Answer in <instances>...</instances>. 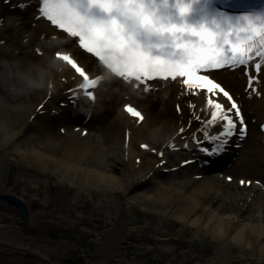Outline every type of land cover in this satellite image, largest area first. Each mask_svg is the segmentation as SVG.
Masks as SVG:
<instances>
[{
  "label": "bare ground",
  "instance_id": "6f19581e",
  "mask_svg": "<svg viewBox=\"0 0 264 264\" xmlns=\"http://www.w3.org/2000/svg\"><path fill=\"white\" fill-rule=\"evenodd\" d=\"M71 51L73 52L72 48ZM66 74H71V72L67 70L61 78L66 77ZM221 79L235 93L241 92H239L237 77L231 76L230 73H225L221 75ZM261 79L263 97L260 102L255 101V105H252L254 111L252 114L262 117L264 116V68ZM60 86L61 83H58V90L50 93L51 95L47 99H45L47 92L34 93L24 98V103L28 105L25 111L15 110L13 105L19 101L7 97L5 93V96L1 94L0 157L10 155L11 146L22 136L24 139L17 145L20 149L17 151L21 155L33 158L39 164L44 165L45 168H52V171H63V177L67 178L69 176L70 183L76 184L78 189H85L91 184L103 193L101 195L103 199L99 198V200L93 201L92 207L94 209L108 207V211L105 213L97 210L98 217L95 224L86 221L81 215L70 214V222L73 226L76 222H79L86 227L82 232L84 240H81L80 243L84 242L87 243L86 245L95 246L96 251L86 254L85 259L90 257L95 264H141V258L145 256L149 264H164L166 260H169L171 264H235V262L236 264H264V192L261 191L260 187L251 185L249 189H241L237 185H228L224 178L219 180L218 173L210 174L206 172L205 176L199 181L190 180L188 177L191 174L186 170L188 166L170 173L167 177H162L157 172L159 168H156V164L161 160L134 148L133 140L140 139H144L145 142L151 145L161 146L162 143L152 144L150 142V134L167 136L168 133L174 130V126L178 124L177 120H182L181 117L184 116L187 117V110L183 105H181V117L170 113L168 104L174 100L175 93L173 96L171 94L168 95L169 99L165 101L164 106L158 96H156L155 102H148L147 99L140 101L147 114H150V117L148 116V119L144 120L139 127L131 124L121 111L116 113L114 118L111 119L108 113L103 110L101 112L103 120L101 127H94L91 124V120L88 125L90 126L91 124L93 135L91 136L89 132L87 136L82 138L81 135L74 133L72 128L73 126H79L81 121L80 112L84 111L85 107L79 103L80 109L78 112L70 106L60 109L58 99L64 97V95H61L62 89H60ZM102 96L105 97L103 91L98 93L95 108L101 104ZM41 103H43V106L40 110L46 111L44 114L39 115L35 108ZM153 104L154 106L151 107ZM105 105L107 106V103ZM249 107L247 106L248 110H250ZM52 109L56 114H51ZM151 109H154L156 113L154 114V111L151 113ZM95 111L96 109H94ZM31 116L34 117L31 118ZM72 123L75 124L70 126L69 124ZM63 124L68 126L65 136L55 134L53 131L55 126ZM38 126L47 127V139L43 138L42 130L32 133L34 136H25L30 134L31 130L38 128ZM124 127L132 130L130 145L126 149L128 151V159L126 161L123 156ZM250 130L249 137L251 138H248L246 142L248 146L252 143L256 145L258 139L254 135L255 128L252 127ZM257 149V156L253 158L250 153L252 149H249V152L244 153V158L245 161L252 160L251 168L253 167V169L251 176H259L264 181V167L259 171H254V167L264 164L262 163L264 162V154H261L260 147ZM180 155H182L181 152L166 153L164 158L172 162ZM136 156H141V162L138 166L134 163ZM180 160L186 159L179 158L174 165H177ZM244 163L247 162H238L237 160V164L231 169L232 173L244 175L241 173L243 167H240V164L243 165ZM161 167L170 168L168 165ZM206 170L214 172L215 167ZM247 178L250 179V177ZM180 180H184V183H181ZM256 180L258 179L256 178ZM154 181L156 184H154ZM143 186H148L143 191L145 193L131 194L134 189L142 188ZM4 188V186L0 187L2 194L15 195L30 209V205L22 196L12 191L4 190ZM141 197H143L142 200ZM136 201H141L146 206L143 208L142 214H138L142 217L135 215V217L130 218L129 211L133 206V202L136 203ZM17 206L21 207L18 204L7 208L3 204L0 208L2 210L0 213V241L6 238L9 244L13 242V235H10L9 229L11 230L14 224L19 223L17 221L19 217V208ZM154 207L158 210H155ZM9 210L12 211L9 212ZM94 211L92 212L94 213ZM153 211L157 212V214H163L165 218L176 221L182 228H191V233L195 237L209 236L217 245L211 260L208 261L206 259L207 251L194 256L189 251L171 248L167 244L172 243L171 241L173 240L171 231L169 229L163 230L161 227L154 228L155 238H146V241H152L157 244L147 251H142L141 247L136 243L124 245L123 240L125 239L136 242L137 239L142 238L137 237V224H142L141 221L143 219L145 220L152 216ZM102 216H105V218H102ZM8 219L13 221L11 222ZM24 223L28 228H23L20 224L17 225V230L18 232L20 231L18 235L20 241L17 240L20 245L27 243L35 246L33 253L40 261H43V255H47L44 244H54L51 238H65L66 240L70 238L69 232L62 226L64 222L57 221V218H54L53 221H47L45 217L39 220L37 214L33 215L32 211H30L29 214L27 213ZM47 224L52 227L53 232L47 230ZM46 231L49 234L48 238H50L47 242L44 237ZM76 232L81 235L77 230ZM98 241H103L101 248L98 245ZM174 241H178L179 243L177 244L179 246L184 244L179 237L175 238ZM256 246H258V253L252 251L248 257L245 256L243 253L244 249L250 251L251 248L253 250ZM234 247H239L242 252L230 258L220 254L227 248L233 249ZM138 249L142 252H138ZM150 253H156L157 256L150 257ZM191 259L192 261H190ZM230 259L233 260L230 261ZM79 261L74 259L71 264L79 263ZM82 264L94 263L86 260Z\"/></svg>",
  "mask_w": 264,
  "mask_h": 264
},
{
  "label": "snow or ice",
  "instance_id": "6c2138e0",
  "mask_svg": "<svg viewBox=\"0 0 264 264\" xmlns=\"http://www.w3.org/2000/svg\"><path fill=\"white\" fill-rule=\"evenodd\" d=\"M39 3V14L51 25L66 34L67 38H77L78 47L97 62L101 54L121 61L123 78L134 81L137 88L143 86L144 92L151 90L150 81L175 82L180 78L185 94L205 93L206 108L210 111L203 119L200 115L193 116L200 127L192 134V142L206 157L223 154L233 137L243 139L246 136V121L236 99L220 83L201 73L246 67L257 58L259 62L254 64V68L259 73L264 65V19L258 18V22L245 16L244 25L223 30L206 25L194 27L187 23L167 22L154 10L155 0H86L88 10L98 8L108 15V19L101 20L81 11L85 7L81 0H39ZM176 7L181 16L191 10V5L184 0H176ZM142 33L166 39L174 52L171 55H154L138 43ZM155 47L162 50L165 44ZM57 56L66 61L81 79L87 76L86 69L71 54L64 55L58 51ZM254 80V76H248V88L252 92H256L252 88ZM81 88L89 90L87 81L77 85L78 90ZM221 95L227 103L221 102ZM125 111L139 121L144 119L142 113L132 105H126ZM188 124L191 127V119ZM184 131L180 129L181 133ZM197 133L202 134L203 138L198 139ZM141 147L149 148L148 145ZM184 147L188 148V144L185 143ZM240 183L244 185L250 182L241 180Z\"/></svg>",
  "mask_w": 264,
  "mask_h": 264
},
{
  "label": "rangeland",
  "instance_id": "374dc122",
  "mask_svg": "<svg viewBox=\"0 0 264 264\" xmlns=\"http://www.w3.org/2000/svg\"><path fill=\"white\" fill-rule=\"evenodd\" d=\"M38 129L39 128H36L34 130L37 131ZM25 136L34 135H32L31 132ZM22 139L23 138L21 136L13 143L11 146L12 149L9 150L11 151L10 155H3L0 157V187L4 186V190H9L19 196H22L30 205L32 214H37L39 220L45 217V220L47 221H53L54 218H57V221H61V223L64 222V225L62 226L69 232L70 238L67 240L65 238H51L54 244H44L47 255L43 256L46 260L40 261L33 253L35 246L27 243L20 245L18 237L20 231L18 232L17 225L20 224L23 228H28V226L22 221L19 215L17 218L19 223L16 225L14 224L11 230L9 229L10 235H13V242L9 244L6 238H3L0 241V264H71L74 259L80 260L79 263L77 262L74 264H82V262L86 260L95 264L90 257L89 259H85L86 254L96 251L95 246L89 244L86 245L87 243L84 242L80 243L81 240H84L82 232L86 227L79 222H76L77 225L75 224L73 226L70 222V214L74 213L81 215L86 221L95 224L98 217V211L96 210H100L105 213L108 211V207H99L95 209L92 207L93 201L99 200V198L103 199L101 196L103 193L91 184L85 187V189H78L76 184L70 183L71 181H69V176H67V178L63 177V171H52V168H45L44 165L39 164L33 158L27 155H21V153L17 151L20 150L17 145ZM146 188V186H143L140 192H142L143 189L146 190ZM133 191L134 192H131V194L136 193V190ZM4 195L5 194L0 192V208L3 204H5L7 208L14 206V204L4 198ZM145 206L146 205H143V203L141 205V202L137 201L133 205V208L129 211V217L132 218L135 217V215L142 217L138 214H142ZM93 210H95L94 213L92 212ZM10 211L12 210H9V212ZM1 212L2 210H0V213ZM6 214L9 215L8 212H6ZM105 216H102V218H105ZM8 220L11 222L13 221L12 219ZM141 222L142 224H137L138 230L136 231V234L137 237L142 238L137 239L136 242H133L130 239H125L123 240L124 245L128 243H136L139 247H141L142 251H147L149 248L155 247L157 244L152 241H146V238H155L156 234L153 231L154 228L161 227L163 230L169 229L171 231V237L173 240L171 241L172 243H167L171 248L189 251V253L194 256L203 254L207 251L206 259L208 261L214 256V249L217 245L209 236L204 235L201 237H195L193 233H191L190 228H182L179 223L172 219L165 218L163 214H157V212H155L148 219H143ZM47 228L49 231L53 230L48 224ZM76 230L81 235H78ZM27 231L29 232L28 229ZM44 237L46 242L50 240V238H48L49 234L47 231L44 233ZM177 237H179L181 242H184L183 246H179V244H177L179 242L174 241ZM102 243L103 241H98L100 248L103 246ZM141 250L138 249L137 251L141 253ZM252 251L258 253V246H256L253 250L251 248L250 251H248V249H244L243 253L248 257ZM241 252L242 251L239 247H234L233 249L227 248L225 251L220 252V254L230 258L231 256L234 257V255L237 256ZM149 255L150 257L157 256L156 253H150ZM145 257L141 258V264H149ZM192 259L190 261H192ZM232 260L233 259H230V261ZM164 264L171 263L169 260H166Z\"/></svg>",
  "mask_w": 264,
  "mask_h": 264
},
{
  "label": "clouds",
  "instance_id": "9594fccd",
  "mask_svg": "<svg viewBox=\"0 0 264 264\" xmlns=\"http://www.w3.org/2000/svg\"><path fill=\"white\" fill-rule=\"evenodd\" d=\"M62 43L61 38L42 39L39 59L35 60L29 59L27 56L13 55L11 58L0 56V92L19 101L13 105L15 110H27L28 105L24 103V98L34 93H53L58 90V82L70 66L57 56L58 51L64 55L68 54L63 51ZM53 49L56 50L53 51ZM167 139V136L159 134H150L149 136L152 144H161Z\"/></svg>",
  "mask_w": 264,
  "mask_h": 264
},
{
  "label": "water",
  "instance_id": "95a60500",
  "mask_svg": "<svg viewBox=\"0 0 264 264\" xmlns=\"http://www.w3.org/2000/svg\"><path fill=\"white\" fill-rule=\"evenodd\" d=\"M21 212H22V215L25 216L26 213L23 208H21Z\"/></svg>",
  "mask_w": 264,
  "mask_h": 264
}]
</instances>
